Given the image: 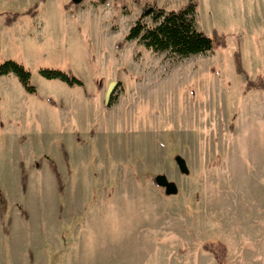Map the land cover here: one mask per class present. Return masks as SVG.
I'll return each instance as SVG.
<instances>
[{"label": "rangeland", "instance_id": "374dc122", "mask_svg": "<svg viewBox=\"0 0 264 264\" xmlns=\"http://www.w3.org/2000/svg\"><path fill=\"white\" fill-rule=\"evenodd\" d=\"M72 1L0 0V64L23 65L37 90L0 76V264H219L205 247L223 264H264V0H197V28L227 46L187 59L127 41L145 13L135 0Z\"/></svg>", "mask_w": 264, "mask_h": 264}, {"label": "trees", "instance_id": "16d2710c", "mask_svg": "<svg viewBox=\"0 0 264 264\" xmlns=\"http://www.w3.org/2000/svg\"><path fill=\"white\" fill-rule=\"evenodd\" d=\"M45 1V0H41ZM101 2H106L107 0H100ZM139 8L142 6L145 8V13L136 21L135 26H133L127 36V41H137L139 44H142L147 49L152 50L154 53L164 54L167 53L171 56L177 57L179 59H187L191 56L204 55L210 52H215L216 50L226 48L225 37L219 34L217 31L212 33V37L207 35L204 31H200L197 28L196 23V12L198 9V1L190 0L189 4L183 7L178 11H166L160 9L155 5L146 2L142 5L140 0H135ZM71 4H74L72 1ZM66 7H69L67 5ZM38 5H36L32 10L28 11V14L36 15ZM151 17L154 26H147L144 23L146 17ZM20 14H13L8 16L5 21V26H12L18 19ZM122 45H119V48ZM234 62L238 75L245 76V69L243 67L242 57L239 52L234 53ZM10 74L16 75L21 84L25 89L32 93L36 94L37 90L30 83L31 75L25 69V67L15 61L7 60L4 63L0 64V76H7ZM41 74L44 78L49 80H60L65 82L69 86H84V83L76 78L75 76L61 71L55 70H42ZM247 87L254 88L257 87V84L253 81H250L249 78H246ZM264 85H259L263 87ZM112 100H114L112 98ZM50 103L55 105L51 100ZM63 155L66 161H68V153L65 148L62 147ZM48 164L55 175L59 190L63 191V183L61 174L57 164L52 159H47ZM21 173H22V188L26 193L28 178L24 165L21 164ZM8 201L0 190V215L4 217L7 214ZM22 214L26 219L28 218L27 212L22 209ZM11 221H8L7 227L4 231L8 235V227L10 226ZM205 249L211 251L219 264H223V258L220 253L217 251L211 250L208 247Z\"/></svg>", "mask_w": 264, "mask_h": 264}, {"label": "water", "instance_id": "95a60500", "mask_svg": "<svg viewBox=\"0 0 264 264\" xmlns=\"http://www.w3.org/2000/svg\"><path fill=\"white\" fill-rule=\"evenodd\" d=\"M81 1L82 0H73L74 4H79V2H81ZM118 86H119V83L116 81L110 83L108 90H107V93H106V100H105L106 106H110V104L112 103V98H113ZM178 163H179V166H180L182 172L187 173L188 170H187L185 163L181 159L178 160ZM157 183L160 187H163L166 189V192L168 195H176L178 193L177 186L175 184L169 182L166 177H158Z\"/></svg>", "mask_w": 264, "mask_h": 264}, {"label": "crops", "instance_id": "0c3cea01", "mask_svg": "<svg viewBox=\"0 0 264 264\" xmlns=\"http://www.w3.org/2000/svg\"><path fill=\"white\" fill-rule=\"evenodd\" d=\"M29 190H30V187H29V178H28V188H27V191H26V194H25L26 196L29 194ZM25 210H26V212H28L27 209H25ZM27 215H29V213H27ZM28 221H30V215L28 216L26 222H28Z\"/></svg>", "mask_w": 264, "mask_h": 264}]
</instances>
